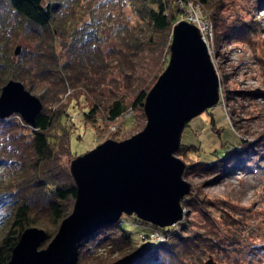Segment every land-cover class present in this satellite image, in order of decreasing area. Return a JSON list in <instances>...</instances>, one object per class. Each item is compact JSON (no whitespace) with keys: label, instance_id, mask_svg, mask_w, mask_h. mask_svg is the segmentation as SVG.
Returning <instances> with one entry per match:
<instances>
[{"label":"rangeland","instance_id":"374dc122","mask_svg":"<svg viewBox=\"0 0 264 264\" xmlns=\"http://www.w3.org/2000/svg\"><path fill=\"white\" fill-rule=\"evenodd\" d=\"M187 1H190L187 6L179 4L182 20L195 24L207 42L219 76L221 99L218 105L188 123L182 144L195 147L186 155L177 156L190 165L199 161L213 163L215 154L223 161L229 153H235V169L222 176L185 174L184 180L192 189L182 201L184 219L180 223L160 228L139 220L136 215H124L115 227L81 247L82 264H148L146 259L156 251L157 245L170 246L175 237L202 241L185 257L186 264H264V0H210L205 6L197 0ZM24 42L15 44L12 51L17 47L22 51ZM60 49L66 59L67 49ZM32 55L25 57L22 68L15 65L3 72L24 76L25 81L10 80L21 81L42 100L47 87L37 74L35 58L27 60ZM167 55L150 79L156 76L151 88L166 70L170 50ZM10 80L6 78L5 84L0 85V95ZM82 85L77 89L69 87L60 102L49 106L54 116L62 115L53 133L61 135L62 129L72 132V153L64 156L69 166L78 156L107 140L131 138L147 123L144 109L130 110L116 122L106 121L105 99L112 86L104 83L101 87L105 97L101 98L99 119L92 123L85 112L92 108L97 96L93 93L85 96ZM73 209L74 205L72 212ZM10 214L0 218V243L12 222ZM60 226L50 217H39L36 228L53 235L41 248L54 239Z\"/></svg>","mask_w":264,"mask_h":264},{"label":"trees","instance_id":"16d2710c","mask_svg":"<svg viewBox=\"0 0 264 264\" xmlns=\"http://www.w3.org/2000/svg\"><path fill=\"white\" fill-rule=\"evenodd\" d=\"M209 1L197 0L203 6ZM189 2L0 0V85L5 84L6 78L26 80L24 76L3 71L15 65L22 68L25 57L33 51L34 55L27 60L35 58L37 74L47 87L35 129L22 119L16 121L13 117H19L17 114L0 119V218L13 215L0 243V264L9 263L21 235L36 227L39 217H50L61 224L76 201V183L69 164L64 161V156L72 153V132L62 129L61 135L53 133L62 115L54 116L49 106L60 102L69 87L77 89L79 84H84L85 96L88 93L97 96L92 108L85 112L87 120L95 124L105 97L101 87L104 83L112 86L105 99L108 102L106 121L116 122L130 110H143L156 76L150 79L160 67V60L164 56L167 60L174 26L182 20L179 4L187 6ZM21 41H25L24 48L16 55L12 48ZM60 48L67 49L66 59ZM192 147L195 146L181 142L177 155H186ZM219 158L215 154L213 163L186 164L184 175L222 176L235 169V153H229L223 161ZM117 223L104 226L84 240L81 247ZM47 235L48 240L53 236L52 232ZM201 242L175 237L170 246L158 244L146 260L148 264H186L185 257ZM77 264H82L80 258Z\"/></svg>","mask_w":264,"mask_h":264},{"label":"water","instance_id":"95a60500","mask_svg":"<svg viewBox=\"0 0 264 264\" xmlns=\"http://www.w3.org/2000/svg\"><path fill=\"white\" fill-rule=\"evenodd\" d=\"M21 47L15 54L19 55ZM220 81L200 29L179 21L173 29L169 64L149 91L142 131L124 141L107 140L71 162L77 188L73 212L45 247L47 232L24 231L8 264H77L82 242L124 215L160 228L184 219L182 201L192 185L177 156L187 124L220 102ZM41 98L18 80L0 95V119L19 115L36 128Z\"/></svg>","mask_w":264,"mask_h":264},{"label":"bare ground","instance_id":"6f19581e","mask_svg":"<svg viewBox=\"0 0 264 264\" xmlns=\"http://www.w3.org/2000/svg\"><path fill=\"white\" fill-rule=\"evenodd\" d=\"M47 240H48V239H47ZM44 244H45V243H44ZM44 244H43V245H44Z\"/></svg>","mask_w":264,"mask_h":264},{"label":"built area","instance_id":"2783aa9c","mask_svg":"<svg viewBox=\"0 0 264 264\" xmlns=\"http://www.w3.org/2000/svg\"><path fill=\"white\" fill-rule=\"evenodd\" d=\"M158 238H159V237H158ZM158 238H157V239H158Z\"/></svg>","mask_w":264,"mask_h":264}]
</instances>
